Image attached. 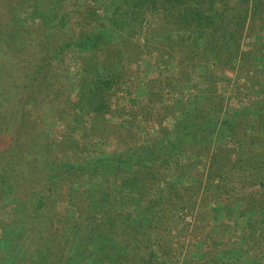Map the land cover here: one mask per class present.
Listing matches in <instances>:
<instances>
[{
    "label": "rangeland",
    "instance_id": "rangeland-1",
    "mask_svg": "<svg viewBox=\"0 0 264 264\" xmlns=\"http://www.w3.org/2000/svg\"><path fill=\"white\" fill-rule=\"evenodd\" d=\"M112 2L0 0V36L11 34L8 23L19 19L28 37L26 54L16 55L20 48L16 44L4 48L8 63L14 66L8 78L11 87L27 84L25 66L27 60H33L32 54L44 53L50 50L47 47L61 42L76 44L83 31L105 20ZM216 4L230 9L237 0H218ZM249 6L251 10L253 0ZM174 10L173 3L159 0L132 8L120 18V24L114 28L121 40L111 46L108 67L103 60L88 59L86 72L75 45L61 53L47 76L39 80L36 98L26 93L23 117L11 129L7 142L35 137L34 147L44 140L55 161L93 169L76 176L90 191L100 186L117 195L115 200L121 202L116 205H121L123 212L134 219L148 214L143 198L153 200L167 191L160 213L162 223L158 226L165 239L162 246L154 248V264H231L234 260L228 251L244 240L246 232L250 234L248 228L254 220L264 222L263 215L258 216L264 205V189L260 186L264 173H255L245 164L251 155L264 159L259 113L246 116L248 108L264 102V26L261 31L255 30L249 12V17L238 24L239 55L226 63L214 57L212 51L201 50L191 55L180 50L173 39H163L166 31L179 28ZM98 77L112 82L105 92L108 109L103 117L89 111L85 95L84 85ZM194 101L204 105L202 131L210 142L208 148L202 149L201 144L181 146L175 140L181 119L178 108L191 106ZM236 111L243 112L241 122L229 129L222 126ZM165 132L172 133L168 148L171 161L160 168L161 180L146 182V196L117 191L126 175L116 174L113 166L95 171V166L109 158L125 155L126 150ZM116 181L118 184L114 185ZM67 185L61 196L68 191ZM60 206L67 211V203ZM97 206L80 196L78 205L68 210L75 220L85 222L90 231L101 225L104 218L105 208ZM15 208H0V238L3 224L13 219L17 223L15 235L23 229L24 210L17 215ZM251 234L247 257L264 264V226L253 229Z\"/></svg>",
    "mask_w": 264,
    "mask_h": 264
},
{
    "label": "trees",
    "instance_id": "trees-1",
    "mask_svg": "<svg viewBox=\"0 0 264 264\" xmlns=\"http://www.w3.org/2000/svg\"><path fill=\"white\" fill-rule=\"evenodd\" d=\"M157 1L159 0H113L112 8L109 9L105 20L83 31L76 44L61 42L47 47L50 50L44 53L32 54L34 58L30 62L27 60L24 73V78L29 80L21 88L18 86L13 88L8 82L14 66L8 63L4 48H11L16 44L20 47L16 55L26 54L25 42L28 37L25 34V27L19 19L11 20L7 25L12 31L11 34L0 36V208L15 205L16 214L19 215V210H24L22 213L25 217L24 227L17 235L14 231L17 227L15 219L3 224L0 238V250L3 255L0 259L1 264H154L156 258L154 248L156 245L162 246V240L165 239L164 233H159L158 226L162 223L163 217L160 213L165 204L167 191H162V196L153 200L143 198L141 201L148 208V214L134 219L123 212L124 208L121 205H116L121 202L115 200L117 195H112L110 190L107 191L105 187L100 186L90 191L76 176L78 172L85 175L91 173L93 169L86 170L82 164L55 161L44 140L34 147V143H37L34 141L35 137L29 140L15 138L11 144H8L7 139L10 138L11 129L15 128L23 117L21 109L26 93L36 98L39 80L51 71L54 61L61 53L75 45L81 53L86 72H89L88 59L98 58L108 67L111 46L115 41L121 40L114 28L120 24L119 19L132 8H141ZM217 2L218 0H167V4L173 3L175 7L173 15L177 16L179 28L166 31L163 39H173L181 46L180 50L191 55L201 50L212 51V55L217 59L231 63L233 58L239 55V25L242 20L249 17V12L252 13L255 30L263 29L264 0H253L254 6L251 10L250 0H237V4L230 9L217 7ZM55 6L56 1L53 8ZM47 34L51 35L49 31ZM84 87L89 111L103 117L108 109L104 98L105 92L112 87V82L98 77ZM194 102L193 107L179 106L181 119L175 132L177 135L175 140H178L181 146L201 144L204 149V146L206 148L210 143L202 131L205 126L202 119L205 116L204 105ZM263 103L261 102L258 107L253 105L246 113L247 117L252 113H259L261 127L258 131L262 133H264ZM242 115V111H236L231 116L232 119H227L222 126H227L228 129L236 126L241 122ZM34 126L37 129V126ZM201 132L204 134L201 135ZM35 134L39 135L38 131ZM171 136L172 133L165 132L152 141L126 150L125 155L109 158L94 169L98 173L103 167L113 166L116 174L126 175L116 190L120 193L125 190L130 193L136 192L144 197L148 189L146 182L157 183L161 180L158 176L160 168L171 161L168 150L172 141ZM238 145L244 150L242 142ZM257 156L251 155L245 164L256 170L255 173H264V159ZM75 177L77 180H72ZM261 182L260 186L264 189V177ZM75 183L79 185L74 186ZM116 184L117 181L114 185ZM66 185L68 191L61 196ZM80 196L86 197L89 203H97V207L106 209L103 212L102 224L95 226L94 230L88 231L85 222L75 220V217L70 215V207L78 205ZM61 203H67V211L66 207L60 206ZM50 214L52 216L48 218L47 215ZM259 215L264 217V205L260 208ZM259 226H264V222L261 223V219L254 220L248 228L250 234L246 232L244 240L228 251L230 258L234 260L231 264H260L259 260L247 257L250 252L251 232L253 229L257 230Z\"/></svg>",
    "mask_w": 264,
    "mask_h": 264
}]
</instances>
